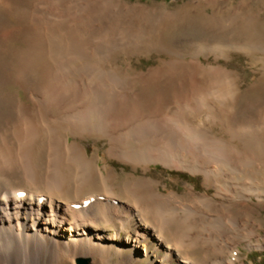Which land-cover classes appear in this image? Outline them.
<instances>
[{"label":"bare ground","instance_id":"obj_1","mask_svg":"<svg viewBox=\"0 0 264 264\" xmlns=\"http://www.w3.org/2000/svg\"><path fill=\"white\" fill-rule=\"evenodd\" d=\"M233 51L259 67L247 90L220 62ZM158 165L215 195L163 191L148 175ZM262 193L252 3L0 0V264H235L240 244L264 249Z\"/></svg>","mask_w":264,"mask_h":264},{"label":"rangeland","instance_id":"obj_2","mask_svg":"<svg viewBox=\"0 0 264 264\" xmlns=\"http://www.w3.org/2000/svg\"><path fill=\"white\" fill-rule=\"evenodd\" d=\"M132 1H136V2L147 1L150 4L156 3L157 5L161 7L176 8L179 5L184 4L188 0H132ZM228 1H229V7L231 8L236 7L237 5H240V3L244 1L250 2L257 10L261 11V13L264 15V0H228ZM195 32H198V31H195ZM95 55L99 61H104V57L102 55H99V54H95ZM146 59L147 58H142L141 59L142 64H140V61L136 58L134 62L135 64L138 65V67L135 65L136 66L135 68L141 69L143 63H146ZM202 59L206 63L214 62L215 60L214 57H211L210 59H205V58H202ZM220 62L223 65L228 66V68L232 69L233 71H237L240 74L241 79H242V85H243L242 88L245 90H247L248 87L254 84L257 81V78L260 77L259 67L255 64L253 59L247 54H245L244 52L233 51L232 57L230 59L228 60L221 59ZM215 86H216V80L212 86L213 90ZM212 95L214 97H217V95H215L214 93ZM87 143L89 145V151L91 152V154L93 151H96L98 148H100L99 150H97V152L100 155H103V152L105 150L104 148L105 142L99 143L97 145L98 147H96V142L94 140H89ZM114 165L118 168V171L122 173L123 175L126 172L133 171L130 166L125 165L121 162L114 161ZM137 174H142V173L139 172ZM148 175L153 176L162 181L163 184L161 188L163 191L177 190L183 193L187 191V187L189 185H192L194 186V188L198 187L196 188L197 192H200L202 194H208L209 196L215 195V189H208L204 186V180L202 176H199V175L195 176L191 174L190 172L178 171V170L171 171L163 167L162 165H158V166H155L154 169L150 173H148ZM163 185H168V188H164ZM261 195H262L261 198L263 199L264 193H262ZM228 198H225L227 199L226 202L229 200ZM235 199L238 201V204H240V203H245L247 198L241 199V196L240 197L235 196L233 200ZM254 200H255L254 201L255 203L259 204L258 206H254V207L256 208L257 219L263 222V226L260 231L261 236H262L260 238L263 240L264 238V202L261 201L258 197H255ZM232 221L233 220L228 222L230 226H232L231 224ZM236 249L237 250L240 249L242 251L241 253L242 259L240 260V258H238L235 264H264V249H251L247 247L246 243L240 244L237 248L233 249L228 256L225 257L228 262L229 260L235 258L234 251ZM196 256L198 258H202L204 256L203 250L197 251ZM39 260L41 261V259ZM146 263H147V259L144 260V264Z\"/></svg>","mask_w":264,"mask_h":264},{"label":"water","instance_id":"obj_3","mask_svg":"<svg viewBox=\"0 0 264 264\" xmlns=\"http://www.w3.org/2000/svg\"><path fill=\"white\" fill-rule=\"evenodd\" d=\"M81 264H85L84 262H82Z\"/></svg>","mask_w":264,"mask_h":264}]
</instances>
